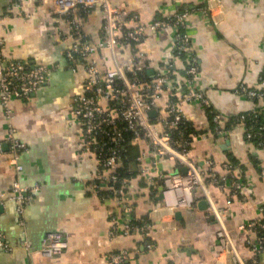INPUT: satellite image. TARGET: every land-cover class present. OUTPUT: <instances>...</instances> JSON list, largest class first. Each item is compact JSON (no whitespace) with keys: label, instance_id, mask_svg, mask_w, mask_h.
Here are the masks:
<instances>
[{"label":"crops","instance_id":"obj_1","mask_svg":"<svg viewBox=\"0 0 264 264\" xmlns=\"http://www.w3.org/2000/svg\"><path fill=\"white\" fill-rule=\"evenodd\" d=\"M129 16L124 29L149 27L159 19L173 18L183 7L194 11L184 31L192 41L198 61L195 89L204 93L211 108L221 115L225 133L216 132L209 109L200 100L187 101L190 89L184 56L174 57L172 80L158 99L155 115L168 116V105L176 102L186 119L185 137L189 157L202 172L206 190L219 208L229 209L222 218L232 242L244 260L264 264L258 253L260 232L248 228L252 221H264V145L247 137L242 114L257 112L264 120V99H252L238 92L244 84L260 88L264 73V0H112ZM54 0H0V46L4 58L30 65L44 64L51 77L29 98L13 97V125L25 144L19 151L18 170L7 140L9 120L0 91V264H111L108 255L126 250L122 264H232L221 224L209 206L202 187L194 191L195 205L171 209L155 195L157 175L183 171L178 161L164 158L156 169L144 139L131 149L128 165L127 202L137 221L151 223L152 248H146L142 234L111 236L113 217L119 205L108 189L98 185L99 158L86 152L84 124L73 111L74 99L84 92L85 64L67 55L76 36L71 18L83 27L86 38L97 44L102 37L105 13L101 6L77 10L66 18L54 12ZM136 17V20H131ZM176 27L148 29L139 43L118 46L120 60H135L141 76L150 81L166 71V62L176 44ZM101 70L115 67L109 50L96 55ZM107 106L108 102L102 100ZM144 155L143 160L136 161ZM136 156V157H135ZM215 175L217 182H212ZM250 187L247 199L235 191L234 182ZM37 186L21 213L13 186ZM156 182V183H155ZM51 230L66 234L69 247L54 257L40 252L43 237Z\"/></svg>","mask_w":264,"mask_h":264},{"label":"built area","instance_id":"obj_2","mask_svg":"<svg viewBox=\"0 0 264 264\" xmlns=\"http://www.w3.org/2000/svg\"><path fill=\"white\" fill-rule=\"evenodd\" d=\"M98 5L105 13V24L101 40L94 44L86 38L82 24L73 17V14L77 10L87 11ZM53 8L58 15L69 19L73 17L71 24L74 27L76 41L70 46L67 55L71 61L86 66L84 92L74 99L72 112L78 115L84 124L86 152L95 153L99 158V172L96 175L98 185L108 189V196L116 200L121 210L112 219L114 226L110 235L114 237L119 233L142 234L147 238L146 248H152L149 240L152 225L148 221H134L132 207L127 202L130 180L120 178L117 173V170L124 166L123 153L128 144L144 139L149 146V156L156 169L158 163L167 157L187 167L186 172L176 171L157 175L158 180L154 189L160 201L171 209L192 207L196 201L194 191L202 187L208 198L210 209L221 224L218 234L226 238L232 255V264H252L246 262L239 254L224 225L222 217L229 213V209L217 207L210 199L203 174L189 157L190 142L185 137L186 119L181 107L172 101L168 105L167 117H162L160 114L151 115L153 111L159 110V95L172 80L174 57L184 56L188 60L186 73L190 89L183 94L182 98L187 101L200 100L205 104L216 124V132L225 133L221 115L211 108L204 93L195 89L194 86L198 61L192 52V41L184 31L186 20L194 9L185 6L173 18L156 20L149 27L137 25L131 29H124L123 23L129 14L125 9L114 6L112 0H54ZM131 18L136 20V17ZM169 26L176 27L177 41L166 62L164 73L146 81L136 69L135 60L141 56L140 51H137L129 62L123 63L120 60L118 54L120 44L124 46L130 42L137 44L145 38L148 29L158 30ZM100 50H109L115 63V67L106 73L101 70L96 57ZM50 77L51 70L46 65H30L25 61L4 58L0 48V91L9 120L7 140L13 154L12 161L18 170L23 168L18 158L19 151L25 148V144L18 138L12 123L11 100L13 97L29 98L47 84ZM238 92L252 99H264V73L260 78L259 89L242 84ZM102 100L107 101L108 105H103ZM257 115V112L242 114L239 121L246 123L248 117ZM126 132L132 135L131 139L127 140ZM247 137L250 140L258 138V145H264V124L259 129H254V126L248 127ZM143 158L144 155L138 156L136 161L140 162ZM128 172L132 173L131 167H128ZM211 181L219 182L215 175L211 177ZM233 185L235 191L237 190L244 200L247 199L251 188L244 186L241 181L234 182ZM37 189V186H23L19 182L14 184L13 193L19 212L24 211ZM261 211L264 212V204L261 205ZM248 228L260 232L255 251L263 253L264 221H252L248 224ZM3 247L4 243L0 239V248ZM68 247L69 240L66 234L60 230H51L43 237L39 250L46 257H54L66 251ZM129 257V252L122 250L110 253L108 261L111 264H122Z\"/></svg>","mask_w":264,"mask_h":264},{"label":"trees","instance_id":"obj_3","mask_svg":"<svg viewBox=\"0 0 264 264\" xmlns=\"http://www.w3.org/2000/svg\"><path fill=\"white\" fill-rule=\"evenodd\" d=\"M245 122H246V125L249 126V127L250 126H254V129H259V127L262 124H264V120H262L260 117L259 118L248 117ZM125 136H126L127 140L132 138V135L130 133H127V132L125 133ZM251 140L254 141V142H257L258 138H253ZM135 145H136V142H134L132 144H128V147H127L126 151L123 153V157L125 158L124 166L120 167L117 170V173H118L120 178H129V177L134 176V173H129L128 172V165L133 161L134 157H132L130 153H131V149ZM134 221L137 222V220H135V219H134Z\"/></svg>","mask_w":264,"mask_h":264},{"label":"water","instance_id":"obj_4","mask_svg":"<svg viewBox=\"0 0 264 264\" xmlns=\"http://www.w3.org/2000/svg\"><path fill=\"white\" fill-rule=\"evenodd\" d=\"M151 115H155V111H153L152 113H151ZM187 171V167H184L183 168V172H186Z\"/></svg>","mask_w":264,"mask_h":264}]
</instances>
